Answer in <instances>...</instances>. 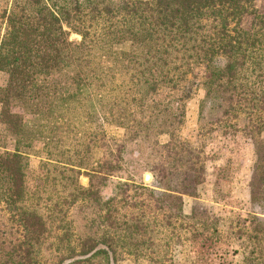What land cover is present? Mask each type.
Segmentation results:
<instances>
[{
    "label": "trees",
    "instance_id": "trees-1",
    "mask_svg": "<svg viewBox=\"0 0 264 264\" xmlns=\"http://www.w3.org/2000/svg\"><path fill=\"white\" fill-rule=\"evenodd\" d=\"M257 2L10 0L0 8V264H180L174 259L184 245L189 264L212 255L219 233L205 209L185 212L184 198L198 199L204 183L203 147L179 132L186 101L205 87L200 132L239 130L263 162ZM124 43L129 50L116 57ZM109 126L131 140L168 137L165 163L152 168L157 189L119 183L103 199L100 183L120 171ZM35 142L43 145L41 196L25 188ZM154 230L166 240L155 248ZM250 233L248 242L258 240ZM160 248L170 257L157 259Z\"/></svg>",
    "mask_w": 264,
    "mask_h": 264
},
{
    "label": "rangeland",
    "instance_id": "rangeland-1",
    "mask_svg": "<svg viewBox=\"0 0 264 264\" xmlns=\"http://www.w3.org/2000/svg\"><path fill=\"white\" fill-rule=\"evenodd\" d=\"M10 0H0V8L5 7ZM257 6L264 10V0H258ZM77 39V36H71ZM129 50V43L118 47L115 56ZM264 71V63H263ZM195 80H202V69L194 71ZM6 75L0 72V87L4 86ZM206 88L199 86L196 92L186 101L184 123L180 128L179 136L193 145L203 147L204 183L198 192V199L184 198L185 212L189 213L192 207L201 205L205 209V219L212 230L216 228L217 241L209 253L204 256L200 264H264V133L258 137L262 141L263 162H255L253 141L243 135L239 130L226 135L220 130H203L200 132L198 118V105L203 99ZM162 97V96H160ZM18 110L16 106L14 108ZM26 122L33 121L25 117ZM1 132V126H0ZM107 142L113 151L116 163L120 166L114 176H110L101 183L103 199L114 196L119 183L141 184L150 189H157L153 167L165 162L163 155L168 144L167 136L146 140L131 138L122 129L109 126L106 130ZM8 142V149H12ZM42 143L35 142L28 158L29 169L25 178L26 192L33 196H41L43 192L44 176L39 165L44 158ZM97 155L92 157L88 164L95 166ZM151 176L150 181H144V175ZM81 186L86 187L88 178L79 177ZM80 218V216H79ZM2 216L0 214V222ZM245 230L251 235L258 236V240H249L243 235ZM240 236V238H237ZM147 238V237H146ZM154 248L166 241L156 230L148 236ZM181 249V248H180ZM166 249L160 248L155 257L159 260L168 258ZM190 249L187 245L181 249L180 264H189L191 260ZM148 256V255H147ZM168 256V257H167ZM166 260V259H165ZM146 262L143 259L141 263ZM117 264H132L130 259H123Z\"/></svg>",
    "mask_w": 264,
    "mask_h": 264
},
{
    "label": "bare ground",
    "instance_id": "bare-ground-1",
    "mask_svg": "<svg viewBox=\"0 0 264 264\" xmlns=\"http://www.w3.org/2000/svg\"><path fill=\"white\" fill-rule=\"evenodd\" d=\"M150 179V176L147 174L145 175V180L148 181Z\"/></svg>",
    "mask_w": 264,
    "mask_h": 264
},
{
    "label": "water",
    "instance_id": "water-1",
    "mask_svg": "<svg viewBox=\"0 0 264 264\" xmlns=\"http://www.w3.org/2000/svg\"><path fill=\"white\" fill-rule=\"evenodd\" d=\"M146 175H147V174H146ZM148 175H149V174H148ZM149 176H150V175H149ZM150 179H151V176H150ZM150 179H149L148 181H150ZM144 181H145V182H148V181L145 180V175H144Z\"/></svg>",
    "mask_w": 264,
    "mask_h": 264
}]
</instances>
